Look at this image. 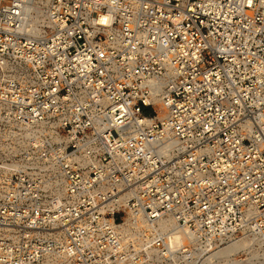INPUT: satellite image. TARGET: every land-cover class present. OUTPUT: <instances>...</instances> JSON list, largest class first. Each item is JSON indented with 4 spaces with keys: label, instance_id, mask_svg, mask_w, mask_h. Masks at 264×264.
Masks as SVG:
<instances>
[{
    "label": "built area",
    "instance_id": "built-area-1",
    "mask_svg": "<svg viewBox=\"0 0 264 264\" xmlns=\"http://www.w3.org/2000/svg\"><path fill=\"white\" fill-rule=\"evenodd\" d=\"M0 264H264V0H0Z\"/></svg>",
    "mask_w": 264,
    "mask_h": 264
},
{
    "label": "bare ground",
    "instance_id": "bare-ground-1",
    "mask_svg": "<svg viewBox=\"0 0 264 264\" xmlns=\"http://www.w3.org/2000/svg\"><path fill=\"white\" fill-rule=\"evenodd\" d=\"M246 244H248L247 239H243L240 242H235L232 245L228 246L227 248H225L223 251H227V252H235L238 249H241L243 246H245Z\"/></svg>",
    "mask_w": 264,
    "mask_h": 264
},
{
    "label": "rangeland",
    "instance_id": "rangeland-1",
    "mask_svg": "<svg viewBox=\"0 0 264 264\" xmlns=\"http://www.w3.org/2000/svg\"><path fill=\"white\" fill-rule=\"evenodd\" d=\"M148 112V111H146ZM248 244H246L245 246H243L241 249H244ZM241 249H238V250H241ZM238 250H236L235 252H237ZM235 252H232V253H235Z\"/></svg>",
    "mask_w": 264,
    "mask_h": 264
}]
</instances>
